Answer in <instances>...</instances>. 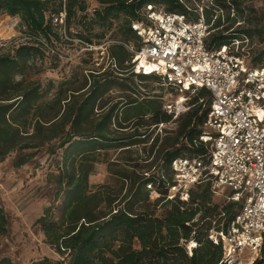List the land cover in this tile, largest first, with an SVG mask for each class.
<instances>
[{"label":"trees","instance_id":"obj_1","mask_svg":"<svg viewBox=\"0 0 264 264\" xmlns=\"http://www.w3.org/2000/svg\"><path fill=\"white\" fill-rule=\"evenodd\" d=\"M207 1L209 4L201 7L211 29L206 41L209 48L245 38L249 43L244 45L250 46L253 36L262 33L263 29L258 26L244 25L252 12H256L250 4L252 0ZM97 3L98 7L90 13L87 0H0V15L6 13L20 18L30 40L17 47L13 55H0V162L12 151L38 148L56 139L60 140L61 148L65 147L63 173L58 178L60 189L66 187L67 191L62 213L56 220L47 208L45 215L37 221L47 242L63 257L60 261L43 257L31 264H226L223 242L211 239L209 233L212 228H226L238 213L240 203L230 201L223 208L212 206L210 186L201 193H195L196 186L191 188L187 201L179 196L168 197L170 187L177 184L173 169L177 157H199L209 161L211 145L201 139L211 107L209 90L201 89L191 99L192 105L183 117L178 136L163 152L158 169L155 167L154 172L149 169L140 175L135 165L134 169L126 166L116 172L127 183L126 193L122 196L124 187L116 195L107 185L91 189V167L98 161L100 150L110 144L122 143L121 147H130L145 143L147 133H141L136 126L131 135L114 136L113 122L118 119L119 126L125 129L129 126H123L124 122L134 125L149 114L156 127L171 119L167 111L154 112V101L144 105L134 99L120 112L125 121L118 118V109L114 106L94 122L96 133H87L94 110L109 89L108 80L115 76L120 81L127 75L125 62L131 57L127 49L118 43L109 47L118 64L117 71L108 69L109 72L101 75L100 71L89 70L93 77L107 76L105 83L92 87L88 75L83 85L77 89L69 86L68 92L62 89V83L52 101L44 99L41 82L28 72L31 59L55 62L62 53L58 44L85 47L87 44L99 45L108 38L117 39L103 35L95 41L89 34L97 25L105 27L122 17L124 39H118H138L132 23L141 20L142 11L150 4L169 13L184 14L191 21L200 15L199 9L192 8L187 0H97ZM63 11H66L64 26L53 20V15ZM73 23L79 25L81 31L73 29ZM64 27L70 37L80 42L68 40L63 33ZM85 51L91 56L94 52ZM248 57L255 66L264 67V50ZM135 76L159 78L154 74ZM28 159L24 157L20 164H25ZM149 184L159 191V197H151ZM161 208L163 211L159 213ZM8 223L0 206V236L7 233ZM191 239L198 242L192 254L187 247ZM0 264L14 263L3 258ZM252 264H264V244Z\"/></svg>","mask_w":264,"mask_h":264},{"label":"built area","instance_id":"obj_2","mask_svg":"<svg viewBox=\"0 0 264 264\" xmlns=\"http://www.w3.org/2000/svg\"><path fill=\"white\" fill-rule=\"evenodd\" d=\"M199 13L198 19L191 21L184 14L150 4L142 11L141 20L132 23L138 39L108 38L83 48L97 51L96 65L117 71L109 47L121 44L131 56L125 62L127 73L154 74L161 86L181 94L210 91L211 107L201 136L211 145L209 161L177 157L173 161L177 184L170 187L168 197L187 201L190 189L205 181H211L213 189L228 188V199L239 202L240 209L226 228H212L209 237L223 242L226 264H252L264 244V67L255 66L243 53L248 38L209 48L210 25L203 7ZM53 20L64 26L66 11L53 15ZM63 33L68 40L80 42L70 37L65 27ZM181 98L166 105L169 114L178 116L184 105ZM148 186L152 198L160 196L152 184ZM177 186V192L171 193ZM197 246L196 239L188 242L190 254Z\"/></svg>","mask_w":264,"mask_h":264},{"label":"rangeland","instance_id":"obj_3","mask_svg":"<svg viewBox=\"0 0 264 264\" xmlns=\"http://www.w3.org/2000/svg\"><path fill=\"white\" fill-rule=\"evenodd\" d=\"M187 2L196 9L209 4L207 0H187ZM87 3L90 13L94 7H98L97 0H87ZM250 4L256 12H252L253 14L244 25L246 27L258 26L263 29L262 33H256L253 36L252 44L245 46L243 50V53H247L251 58L264 50V0H252ZM195 14L198 15L197 12ZM15 21L18 23L13 25ZM123 22L124 18L122 17L113 20L112 24H107L105 27L97 25L94 31L88 34L95 41L104 37L103 35L124 39ZM0 24V55L7 53L13 55L17 47L28 44L30 41L24 33L25 26L20 18L3 13L0 15ZM72 27L81 31L79 25L75 23L72 24ZM58 48L62 49V53L55 62L35 58L31 59L27 67L32 78L41 82L46 101H52L57 97L62 83V89L65 91L69 86L77 89L88 80V75L91 78L89 82L93 83L92 87L97 83H105L107 76L101 75L109 70L103 69L104 64L96 65V50L91 56L85 51V48L78 45L58 44ZM89 70L100 71L101 75L99 78L97 75L93 77ZM108 81L110 82L109 89L96 106L93 118L89 122L90 128L86 126L87 133L95 134L94 122L105 116V113L114 106L118 109V118L125 121L124 115H120V112L125 104L134 99H139V103L144 105H150L151 101H154L155 113L166 111V105L179 97H182L181 102L184 101V105L178 109V116L171 115L170 121L165 122V126L162 128L152 124V115L150 114L140 118L134 125L132 122H124L123 126H129L125 129L119 126L118 119L113 122L111 127L116 131L114 136L131 135L136 126L139 127L141 133H147L145 143H138L130 147H121L122 143L110 144L109 147L100 150L97 152L98 161L91 167L89 174L91 189L96 190L101 185H107L113 195H116L124 187L121 194L123 196L127 190V183L122 177L117 176L116 172L126 166L129 169H134L135 165V169L140 175L149 169L153 172L155 167L158 169L163 161V152L178 136L183 117L190 109L187 107L192 105L191 99L195 94H181L161 86L160 79L157 77H141L131 73H127L120 81L115 76ZM64 82L68 84L66 85ZM64 95L66 96V93ZM81 98H84L82 94ZM137 123L139 124L137 125ZM154 138H156L155 141ZM59 143L60 140L56 139L38 148L15 150L0 162V206L4 209L9 221L7 233L0 236V260L9 258L14 264H31L43 257H50L55 261L62 260L63 256L47 242L42 226L37 222L45 215L47 208L51 209V214L56 220L62 213L67 191L66 187L60 189L58 184V178L63 173L61 166L65 151V147L61 148ZM24 157H29V159L21 165L20 161ZM77 159L79 160V158ZM208 186L211 187L212 206L223 208L230 203L228 199L230 190L228 188L213 189L211 182L207 181L196 186L194 191L201 193ZM178 189L179 186L174 187L171 193L177 192ZM124 204L125 202L122 205ZM136 207L137 205L134 206V208ZM158 210L161 213L163 208ZM249 260L248 263H250Z\"/></svg>","mask_w":264,"mask_h":264},{"label":"crops","instance_id":"obj_4","mask_svg":"<svg viewBox=\"0 0 264 264\" xmlns=\"http://www.w3.org/2000/svg\"><path fill=\"white\" fill-rule=\"evenodd\" d=\"M1 25V24H0ZM0 32H1V28H0Z\"/></svg>","mask_w":264,"mask_h":264},{"label":"bare ground","instance_id":"obj_5","mask_svg":"<svg viewBox=\"0 0 264 264\" xmlns=\"http://www.w3.org/2000/svg\"><path fill=\"white\" fill-rule=\"evenodd\" d=\"M183 102V101H182Z\"/></svg>","mask_w":264,"mask_h":264}]
</instances>
